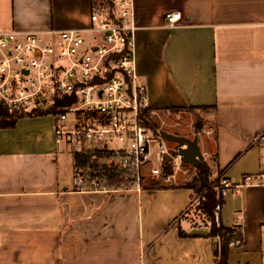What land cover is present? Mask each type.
Here are the masks:
<instances>
[{"label": "crops", "instance_id": "obj_1", "mask_svg": "<svg viewBox=\"0 0 264 264\" xmlns=\"http://www.w3.org/2000/svg\"><path fill=\"white\" fill-rule=\"evenodd\" d=\"M98 10L92 0H0V33L45 40L49 31L89 28ZM131 11L134 72L152 125L186 106L211 112L195 137L200 165L231 186L218 220L240 231L242 245L230 248L227 262L264 264V0H131ZM169 12L180 13L172 27L164 20ZM55 127L52 116L0 127V264L216 262V240L190 237L194 227L178 222L194 198L188 174L200 165L181 164L167 148L184 183L174 173L163 185L160 175H146L138 192L108 182L78 186L77 171L97 179L102 166L97 171L56 145ZM246 175L254 184L241 185ZM149 180L158 189H145Z\"/></svg>", "mask_w": 264, "mask_h": 264}, {"label": "built area", "instance_id": "obj_2", "mask_svg": "<svg viewBox=\"0 0 264 264\" xmlns=\"http://www.w3.org/2000/svg\"><path fill=\"white\" fill-rule=\"evenodd\" d=\"M164 20L172 27L180 13H166ZM90 23L87 29L49 31L51 38L45 40L37 33H0V108L10 116H22L50 107L55 100H68L56 109V145L81 149L87 144L100 148L92 152L111 153L127 188L138 192L146 175L161 174L171 154L163 147L152 152L161 138L142 116L148 105L134 72L131 0H112V9L93 12ZM85 34L92 35L89 43ZM69 116L72 125L67 123ZM89 153L78 159L83 161ZM86 173L77 171L74 184L89 182L94 189H104ZM254 182V176L246 175L241 185ZM230 187L223 181L219 195ZM219 210L217 206L216 221ZM234 235L240 231L234 228ZM241 245L236 239L230 247Z\"/></svg>", "mask_w": 264, "mask_h": 264}, {"label": "trees", "instance_id": "obj_3", "mask_svg": "<svg viewBox=\"0 0 264 264\" xmlns=\"http://www.w3.org/2000/svg\"><path fill=\"white\" fill-rule=\"evenodd\" d=\"M92 8L93 10H97L100 8L111 10L112 9V0H92ZM68 104V100H55L54 104L45 109H37L32 111L31 113L22 115V116H10L3 109L0 108V127L2 126H13L14 123L20 118H33V117H43V116H52L56 117L59 113L58 106H64ZM201 110H207V108H198ZM142 116L151 123L149 119L150 111L149 109L144 110L142 112ZM157 129V127L154 125ZM195 133L197 134L198 130H200V126L194 125ZM176 156V153H173ZM94 157L95 160L92 161L96 166H102L103 174L99 178H97L102 184L108 182L111 185H118L121 187H126L127 183L123 179L121 172L114 166V160L112 158V154L105 151H96L90 152L88 154V158ZM172 162L166 161L163 166L162 172L160 174L161 178H166L172 175ZM102 172V171H101ZM193 172L188 174V178H191L193 185L187 186L192 189L197 195L204 193L201 198V202L199 204V212L203 213L206 217L204 222L206 224L210 222V226H202L208 232L207 237L216 240L218 254L216 257V262L214 264H228L227 258L230 251V246L232 242L236 239L241 240V235H234V229H229L224 227L220 220H215V209L217 206H221L224 203V198L221 195H217L214 190H209V169L206 165H200L194 175ZM221 174V173H220ZM97 176H95L96 178ZM159 181L157 180H149L144 186L145 189H158ZM209 220V221H208ZM216 226V227H215ZM180 237H184L185 233L179 230Z\"/></svg>", "mask_w": 264, "mask_h": 264}, {"label": "rangeland", "instance_id": "obj_4", "mask_svg": "<svg viewBox=\"0 0 264 264\" xmlns=\"http://www.w3.org/2000/svg\"><path fill=\"white\" fill-rule=\"evenodd\" d=\"M103 8H100L99 10H102ZM91 34L88 35V40L86 41V43H89V39L91 38ZM86 37V35H85ZM164 114H159V118H157V120H152L154 125L160 130V131H164L166 133H170V134H178V136H186L189 139H193L195 136H197L198 134H200L206 125V118L207 115H210L211 112L209 110H201L198 108H193V107H182V108H178L175 109L174 111H172L171 113H167V112H163ZM72 117L69 116L67 123L69 125H72ZM199 125L200 126V130H198L197 134L195 133V129L193 128L194 125ZM71 128V127H70ZM162 140V144H163V148H165L166 151H168L167 148H169L170 150L173 149V147H175L174 144L172 143H168L167 141H165L164 139ZM65 145H62L61 148H64ZM74 146V144H73ZM69 147V151L71 152V154L75 157V156H79L81 157L82 155H84L83 150H81L79 147H77V149L75 150V148H71L70 149V145H68ZM67 148V147H66ZM153 152H156L159 150L158 145H153ZM90 151H92L93 149H98L96 147H90ZM81 161V159H79ZM69 161V160H68ZM86 164L90 163V165H93L94 163H92V161L90 159H88L87 157L84 158L83 160ZM70 164V162H69ZM96 166V170L99 171V169H101V166ZM179 167V166H178ZM178 167H175L172 164V175L174 173H176L177 180L176 183H184V180H186L188 177L186 176V174L183 173V169H179ZM86 173V171L84 172ZM171 175V176H172ZM95 177V174L94 176ZM187 177V178H186ZM165 179V178H164ZM164 179L159 178L158 180L161 182V184H166L164 183ZM174 181V183H175ZM209 190H214L215 193L217 195H219V191L221 189V185H222V175L221 174H215V176L212 174V172L209 169ZM188 186H192L193 182L192 180L187 184ZM204 195V193H201L200 195H197L194 192V198L191 202V205L189 207V209L186 211V214L183 215L182 217H180L179 219V223L181 222H186V228H192L194 227V229L200 228V226H210V222H208L206 224V222H204V220L206 219V217L203 215V213L199 212V204L201 202V198ZM209 221V220H208ZM216 227V226H215Z\"/></svg>", "mask_w": 264, "mask_h": 264}, {"label": "water", "instance_id": "obj_5", "mask_svg": "<svg viewBox=\"0 0 264 264\" xmlns=\"http://www.w3.org/2000/svg\"><path fill=\"white\" fill-rule=\"evenodd\" d=\"M146 123L153 133L168 143L175 145V147H173V152L176 153V156L181 164H189L193 167H198L204 162L203 156L197 144V137L190 140L182 136L171 135L164 131H156L152 123L149 121H146ZM169 158L172 160L171 156ZM166 161H168V159ZM207 234L208 232L205 229H192L187 235L192 237L207 236Z\"/></svg>", "mask_w": 264, "mask_h": 264}]
</instances>
